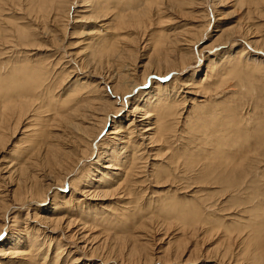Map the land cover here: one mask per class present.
Masks as SVG:
<instances>
[{
    "label": "rangeland",
    "instance_id": "obj_1",
    "mask_svg": "<svg viewBox=\"0 0 264 264\" xmlns=\"http://www.w3.org/2000/svg\"><path fill=\"white\" fill-rule=\"evenodd\" d=\"M0 264H264V0H0Z\"/></svg>",
    "mask_w": 264,
    "mask_h": 264
},
{
    "label": "bare ground",
    "instance_id": "obj_2",
    "mask_svg": "<svg viewBox=\"0 0 264 264\" xmlns=\"http://www.w3.org/2000/svg\"><path fill=\"white\" fill-rule=\"evenodd\" d=\"M235 33V32H234ZM256 40V39H255ZM173 42V41H172ZM171 70V69H170ZM120 75L121 76H119V78H117L116 77V83H115V86H114V88H117V89H120V90H122L123 92H125V90H129L132 86H134V82H132V81H130V82H127V79H125L126 77H127V74L125 75V73L124 74H121L120 73ZM124 75V76H123ZM126 76V77H125ZM122 77H125V78H122ZM84 83V82H83ZM130 93V92H129ZM159 100V99H158ZM89 103H87V105L86 106H84V107H82V108H74V111L76 110V114L74 115V119H71V120H65V123H67L68 125H69V127L70 128H72V129H74L75 131H79V132H82L83 133V135H85V136H87V133H86V129H85V126H82L81 125V120H80V122H74L76 119H75V117H76V115L77 116H79V115H81V116H83L84 118H86L88 115H86L85 114V109H88L89 107H93V106H91V104H89ZM157 106H158V104H157ZM156 106V107H157ZM93 108H95V107H93ZM148 108V105H147V107H145V109L142 111V113L144 114V118H148L149 116H152L150 113H151V110H149V109H147ZM163 109V108H162ZM134 111L136 110V108H134L133 109ZM157 110V109H156ZM165 111H166V109H164ZM140 113V112H139ZM92 114V113H91ZM161 114V113H160ZM155 115V114H154ZM156 118V117H155ZM18 122H19V120H18ZM30 122V121H29ZM99 123H101L100 124V126L102 125V127H104L105 125H106V123H107V117L105 118V120H102L101 122H99ZM156 127V126H155ZM129 128V127H128ZM13 129V128H12ZM140 130V129H139ZM149 130H152V129H148L147 131H149ZM83 135H79L78 137H79V139H77V140H79L80 142H84L85 141V138H87V137H84ZM154 135V134H153ZM150 138V137H149ZM86 144H88V143H86ZM80 146V145H79ZM137 147H139V145H137ZM137 147H135V148H133V149H137ZM123 148L125 149L126 147H124L123 146ZM87 149V148H86ZM52 151H54V149H52ZM127 152V151H126ZM129 153V152H128ZM53 155H55V152L53 153ZM131 155V153H129V155L126 157V159L124 158V162H125V160H128V158L129 157H131L130 156ZM111 157H114V156H111ZM119 162L118 163H116L115 165H113L114 167H113V169H115V170H120V166H124V170H126L127 168L125 167V165H124V162L122 163L120 160H118ZM106 162V161H105ZM127 165V164H126ZM110 166V165H109ZM129 166V165H128ZM105 168V167H104ZM108 168V167H107ZM109 173V172H108ZM106 174V173H105ZM113 175H115V177H117V175H118V173L117 172H114V173H112ZM111 175V174H110ZM112 175V176H113ZM106 177V175L104 176V178ZM114 177V178H115ZM119 177H120V175H119ZM119 177H117V181H118V179H119ZM111 178V177H110ZM114 178H112V179H114ZM57 179V178H56ZM105 179H107V178H105ZM105 183V182H104ZM69 184V183H68ZM73 185V184H72ZM112 185H113V183H112ZM79 186V185H78ZM105 186H107L108 187V185H105ZM81 190V189H80ZM99 193V192H98ZM105 193V192H104ZM107 193V192H106ZM88 195V194H87ZM30 196V195H29ZM33 196V195H32ZM104 196V195H103ZM36 197V196H35ZM28 198V197H27ZM24 201H25V199H24ZM29 201V200H28ZM57 206V205H56ZM57 207H55L54 209H56ZM28 215V214H27ZM28 223V222H27ZM70 224V223H69ZM149 228V227H148ZM53 230V229H52ZM11 238H13L12 240H11V244H12V246L13 247H11L10 248V246H9V250L11 249L14 253H16L15 252V250L16 251H18L17 249H18V247H17V244H19V242H20V239H18V234H17V236H14V237H11ZM31 244V243H30ZM92 246V245H91ZM23 249V248H22ZM12 252V253H13ZM24 252V251H23ZM22 252V253H23ZM8 254V253H7ZM17 254H18V252H17ZM26 255V254H25ZM13 256H15V255H13ZM256 256V255H255ZM16 257H17V255H16ZM20 257H22V256H20ZM27 257V256H26ZM24 258V257H23ZM76 262V261H75Z\"/></svg>",
    "mask_w": 264,
    "mask_h": 264
}]
</instances>
